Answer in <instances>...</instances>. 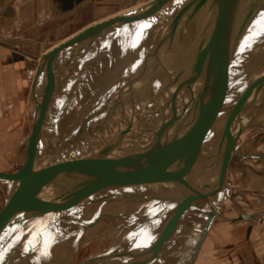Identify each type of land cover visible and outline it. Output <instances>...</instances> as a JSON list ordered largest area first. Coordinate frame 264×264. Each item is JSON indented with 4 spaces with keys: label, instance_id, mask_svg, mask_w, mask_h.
Here are the masks:
<instances>
[{
    "label": "water",
    "instance_id": "water-1",
    "mask_svg": "<svg viewBox=\"0 0 264 264\" xmlns=\"http://www.w3.org/2000/svg\"><path fill=\"white\" fill-rule=\"evenodd\" d=\"M264 9V0H149L125 13L96 23L64 41L41 56L31 87L32 109L30 133L26 139L21 166L12 172L0 170V180L8 183V191L0 206V256L9 239L28 219V215L44 199H59L64 193L77 192L86 198L72 207L74 210L95 200L120 198L130 202H168L174 209L156 233L149 246L118 254H100L75 264H90L104 260L116 264L113 258L129 257L124 264H152L158 260L162 247L176 233L180 218L200 200L222 193L227 169L234 152L246 132L258 126L264 105L252 110L255 97L264 95V53L261 39L264 30L255 31V19ZM160 25L165 30L159 45L176 43L181 34L195 35L190 44V60L179 69L186 79L188 112H195L198 97L204 104L210 81L218 61L238 56L248 83L228 115L224 129L210 127L211 116H220L215 109L205 114L206 128L183 147L165 152L151 146L120 147L124 150H147L145 183L130 182L114 173L118 160L108 163L105 157L91 149L71 146L53 152L48 114L66 78L76 69L80 58L94 47L106 43L115 33L133 24ZM221 41L215 63L203 71V65L213 47ZM188 56V55H187ZM198 91L195 94V87ZM77 144V143H76ZM116 148V147H115ZM123 151V149H122ZM219 160L220 172L212 186L199 193L185 194V182ZM114 165V166H113ZM177 188L171 194L169 189ZM59 205V204H58ZM58 210V211H60ZM56 211V210H54ZM28 245V243H26ZM30 248V245H28Z\"/></svg>",
    "mask_w": 264,
    "mask_h": 264
},
{
    "label": "bare ground",
    "instance_id": "bare-ground-1",
    "mask_svg": "<svg viewBox=\"0 0 264 264\" xmlns=\"http://www.w3.org/2000/svg\"><path fill=\"white\" fill-rule=\"evenodd\" d=\"M262 25L264 9L255 19V31H260ZM88 27L82 28L72 36ZM143 28L139 23L126 26L108 38L104 45L94 47L82 55L78 66L66 78L57 96L61 104L65 98L67 99L70 88L77 86V98L71 100L69 110L59 111L54 107L48 114L51 148L54 153L59 152L64 146L91 149L105 157L108 163L118 160L114 173L136 183L149 181L146 179V163L141 161L147 150H124L125 148L120 147L151 146L172 152L178 147L185 146V142L191 141L206 128L205 114L209 113L210 109H215L220 114L219 117L211 116L210 120L208 119L210 127L216 130L224 129L230 111L248 83V76L243 74L242 65L231 72L233 75L226 80L225 69L236 56L223 61L217 59L205 95L206 103L203 104L198 97L193 104L194 108L197 107L195 112H188L190 103L186 77L179 73V69L191 58L189 49L195 35L189 31L188 34H181L178 42L164 43L160 46L159 38L165 30L160 31V25H155L151 31L150 27L148 28L146 36H141ZM221 41L213 47L203 65V71L215 63V54ZM262 43L264 36L261 39ZM124 46H127L126 49ZM119 50L121 54L118 56L125 59L122 71H118L119 76L113 74L110 79L114 66L108 61L107 73H104L106 80L99 88L100 77L97 76L101 70L103 71L102 62L108 56L112 59ZM238 63L242 64L240 60ZM90 64L94 65L93 69L91 68L92 74L86 83L79 85V81L83 79L81 70ZM236 75L239 83L231 87L230 83H234ZM93 78L97 79V84ZM32 82L33 80L31 87ZM114 83L116 85L112 89ZM194 89L196 94L198 86ZM30 103L32 105V100ZM263 105L264 95H261L254 98L250 108L256 110ZM263 117H259L257 127H264V119H261ZM151 120L154 124H151ZM219 172L218 160L185 182V194L199 193L210 188ZM168 192L174 194L178 189L170 188ZM52 196L44 199L45 203L35 208L19 227L15 237L9 239L1 253L0 264H73V257L77 251L95 240L103 241L114 236L115 230L119 228H121L117 236L119 240L112 246L111 251L96 252L91 254V257L142 250L149 246L142 237L147 233L150 224L158 219L162 210L173 205L168 202L137 203L110 198L91 201L74 210L61 211L60 209L65 207L77 205L86 198V195L69 192L55 200ZM98 201L102 203L96 206L95 202ZM87 206L88 213L84 215L82 209ZM32 230L34 232L29 236ZM61 249L63 250L60 251ZM45 250L47 255H44ZM136 256L139 255L114 257L112 260L116 264H124ZM57 258L60 259L55 262ZM96 261L90 264H96ZM101 261L100 264L106 263L104 260Z\"/></svg>",
    "mask_w": 264,
    "mask_h": 264
},
{
    "label": "rangeland",
    "instance_id": "rangeland-1",
    "mask_svg": "<svg viewBox=\"0 0 264 264\" xmlns=\"http://www.w3.org/2000/svg\"><path fill=\"white\" fill-rule=\"evenodd\" d=\"M138 1L142 0H94L87 8L78 10L69 18L53 24H40L38 27L30 24V10H26L21 15L22 29L11 30L4 38V42H0V170L12 172L22 164L26 139L30 133L32 109L30 85L40 52L64 37L75 34L78 29L94 20H102L115 13L114 16L119 15L118 11L132 8ZM143 27L141 36H146L149 26ZM118 53L120 55L121 51ZM118 55L113 58L114 67L111 70L110 79L123 69L122 63L125 59ZM233 60L225 69L226 80L233 75L231 72L239 65L241 66L238 63L240 60L238 56ZM93 66L90 64L81 70L83 79L79 81V85L87 82V78L92 74ZM237 83H230V86ZM115 85L116 83L112 85V89ZM70 89L67 99L65 98L60 104L57 97L52 108L55 107L54 109L59 111L70 109L71 100L77 98L78 87L72 86ZM260 116H264V110ZM151 124H154L152 120ZM7 191L8 183L0 181V206ZM101 203L102 201L95 202L96 205ZM173 209L174 205L162 210L158 219L150 224L147 233L142 237L148 245ZM83 211L86 213L88 206ZM218 224L224 225L216 231ZM210 227H212V234L206 238V241H251L256 242L258 247L264 246V127H255L246 132L237 145L227 169L224 191L198 201L180 218L176 233L163 245L161 255L152 264H169L170 256L179 258L186 254L188 257L194 255ZM120 231L121 228L116 229L114 236L107 237V240H95L77 251L73 257V264L91 257L93 253L111 251L112 246L119 240L116 238ZM33 232L32 230L29 236ZM59 259H55V262ZM99 262L102 261L97 260L96 264H100Z\"/></svg>",
    "mask_w": 264,
    "mask_h": 264
},
{
    "label": "crops",
    "instance_id": "crops-1",
    "mask_svg": "<svg viewBox=\"0 0 264 264\" xmlns=\"http://www.w3.org/2000/svg\"><path fill=\"white\" fill-rule=\"evenodd\" d=\"M149 0H142L135 3L132 8H127L118 11L117 13L126 12L132 10L136 7H139ZM94 0H0V42H4V38L8 35V32L11 30L22 29L20 21L21 15L26 11L30 10L31 13V25L39 26L40 24H53L57 23L65 18H69L76 14V12L82 8H87ZM116 14V13H115ZM114 14V15H115ZM112 14L113 17L114 16ZM108 16L104 17L102 20H94L93 22L85 25L82 28L94 25L98 22L107 20L110 18ZM28 24V23H27ZM25 25V23H24ZM82 28L78 29L76 32L80 31ZM74 34H70L67 37H64L62 40L54 43L53 45L43 49L39 56H41L52 50L58 44L68 39ZM114 46V45H113ZM126 48V47H125ZM107 49V47H106ZM20 50V48H17ZM104 51V50H103ZM121 50L115 52L112 59L108 56L102 62L103 71L99 72L97 76L100 77L99 88L102 86V82L106 80L104 73H107L106 68L108 67V61L113 65V58H115ZM242 65V64H241ZM240 66V65H239ZM238 66V67H239ZM36 70V69H35ZM111 77V76H110ZM94 79V78H93ZM97 84V79H94ZM31 89V85H30ZM31 112V111H30ZM31 129V126H30ZM25 154V151H24ZM1 181V180H0ZM4 200V199H3ZM224 223V222H222ZM224 224H218L216 231H219ZM212 227L206 232L202 243L200 244L199 249L197 248L194 255L188 257L186 254L184 257H169V264H264V246H257V243L251 241H221V240H208L206 238L212 234ZM115 234V232H114ZM117 240V238H116ZM115 240V241H116ZM205 245V246H204ZM189 247V244H188ZM84 248V247H83ZM81 248V249H83ZM187 251V249L185 250Z\"/></svg>",
    "mask_w": 264,
    "mask_h": 264
},
{
    "label": "flooded vegetation",
    "instance_id": "flooded-vegetation-1",
    "mask_svg": "<svg viewBox=\"0 0 264 264\" xmlns=\"http://www.w3.org/2000/svg\"><path fill=\"white\" fill-rule=\"evenodd\" d=\"M261 47H262V49H264V43L261 44ZM237 78H238V76L236 75L235 80H234V83L239 82V81H238L239 78H238V79H237ZM96 206H98V205H96ZM82 210H84V209H82ZM87 213H88V211H87L86 213L84 212L83 214H86V215H87Z\"/></svg>",
    "mask_w": 264,
    "mask_h": 264
},
{
    "label": "snow or ice",
    "instance_id": "snow-or-ice-1",
    "mask_svg": "<svg viewBox=\"0 0 264 264\" xmlns=\"http://www.w3.org/2000/svg\"><path fill=\"white\" fill-rule=\"evenodd\" d=\"M261 30H264V25H262ZM44 255H47V251L45 250Z\"/></svg>",
    "mask_w": 264,
    "mask_h": 264
}]
</instances>
